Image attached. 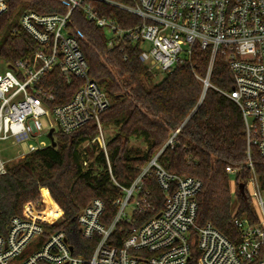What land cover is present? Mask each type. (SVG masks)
Segmentation results:
<instances>
[{
	"label": "built area",
	"instance_id": "1",
	"mask_svg": "<svg viewBox=\"0 0 264 264\" xmlns=\"http://www.w3.org/2000/svg\"><path fill=\"white\" fill-rule=\"evenodd\" d=\"M97 1L123 10L139 22L123 27L117 18L99 15L91 0H69L71 8L66 14L25 8L21 26L40 47L0 72V140L27 142V150L8 160L0 158V176L14 160L53 146L51 129L56 140L57 132L70 134L94 122L97 135L82 141L78 149L85 170L92 168L98 151L104 152L111 178L121 192L113 201L115 213L107 211L103 199L94 198L70 225L49 189L42 187L41 196L27 202L22 213L11 218L7 232L0 234V264H264V189L252 159L254 152L264 159V0ZM9 7L10 0H0V16ZM76 7L106 30L109 48L137 45L139 59L152 71L165 73L191 65L195 50L207 51L206 76L197 75L207 89L212 85L216 58L224 59L235 89L222 92L237 103L243 115L247 165L252 172L245 193L256 213L252 222L239 217L238 206L233 207L239 240L225 236L211 222L198 223L202 180L168 171L159 162V154L141 167L129 186L116 180L101 122L111 99L90 75L80 43L67 28ZM55 68L67 82L81 81L64 104L56 103L54 88L47 85V75ZM41 136L49 142H39ZM93 146L97 149L94 155ZM240 170L226 168L233 176ZM152 178L161 196H153ZM239 184L232 179L235 202Z\"/></svg>",
	"mask_w": 264,
	"mask_h": 264
},
{
	"label": "trees",
	"instance_id": "2",
	"mask_svg": "<svg viewBox=\"0 0 264 264\" xmlns=\"http://www.w3.org/2000/svg\"><path fill=\"white\" fill-rule=\"evenodd\" d=\"M91 2L99 15L115 17L123 27L139 22L117 7L97 0ZM19 7L38 13L66 14L71 3L69 0H10L9 10L0 16V38L10 29L0 47V58L9 64L29 58L40 47L21 24L10 27ZM67 28L80 43L90 75L111 99L101 122L105 128L115 130L108 135L107 148L116 180L129 186L141 167L159 154V162L168 171L202 180L197 197L198 223L211 222L225 236L239 240V228L232 220L233 207L238 206L239 217H247L252 222L256 220V213L247 193L238 191L234 201L233 178L226 171L228 166L240 168L235 178L245 184L252 175L247 165L241 109L222 92L235 89L224 59L216 58L210 76L212 85L205 89L198 76H206L210 57L207 51L195 50L191 65H180L161 74L139 59L137 45L109 48L106 30L89 20L79 7L72 10ZM47 77L57 104L71 100L81 85L79 79L67 82L56 68ZM97 133L94 122L70 134L57 132L56 146L35 150L8 164L7 173L0 176V234L7 232L11 218L21 214L27 202L41 196L42 187L49 189L70 225L94 198L103 199L107 211L115 213L113 201L121 192L111 178L104 152L98 151L92 163L94 167L85 170L78 149L82 141L93 139ZM173 135V143H168ZM96 152L93 146L91 153ZM252 159L264 189V159L256 152ZM151 180L153 196H161L160 188Z\"/></svg>",
	"mask_w": 264,
	"mask_h": 264
},
{
	"label": "rangeland",
	"instance_id": "3",
	"mask_svg": "<svg viewBox=\"0 0 264 264\" xmlns=\"http://www.w3.org/2000/svg\"><path fill=\"white\" fill-rule=\"evenodd\" d=\"M24 11H25L24 7H19L16 10V12L14 13V15L12 17L10 27L16 26L17 24H21ZM9 31H10V29H7L6 32L1 36L0 47L3 44V41L6 39L7 33H9ZM148 45L151 46V44H148ZM8 69H9V63L6 62L4 59L0 58V72H4ZM161 74H164V73H161ZM43 122L45 123V120H43ZM106 133H107V135H111L112 133H115V130L111 127H107ZM39 138H40V139H38L39 142H40V140L49 142V139L46 136H41ZM33 141L35 142V140H33ZM135 143L138 144L139 142H135ZM26 150H27V142L13 143L11 140H0V158L3 160H8V159L16 156L19 152H22V151L26 152ZM18 160L19 159H16L14 161H18ZM231 176H232V178H235V176H233V175H231Z\"/></svg>",
	"mask_w": 264,
	"mask_h": 264
},
{
	"label": "water",
	"instance_id": "4",
	"mask_svg": "<svg viewBox=\"0 0 264 264\" xmlns=\"http://www.w3.org/2000/svg\"><path fill=\"white\" fill-rule=\"evenodd\" d=\"M53 132H54V129H51L49 136H50V138L52 139V145H53V146H56L57 142H56V140L54 139ZM239 187H240V192H241L242 194H245V192H246V185H245V183H240V184H239ZM73 220H75V218H74Z\"/></svg>",
	"mask_w": 264,
	"mask_h": 264
}]
</instances>
